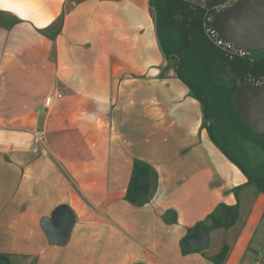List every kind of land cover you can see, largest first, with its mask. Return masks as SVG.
I'll use <instances>...</instances> for the list:
<instances>
[{"label":"crops","instance_id":"0c3cea01","mask_svg":"<svg viewBox=\"0 0 264 264\" xmlns=\"http://www.w3.org/2000/svg\"><path fill=\"white\" fill-rule=\"evenodd\" d=\"M148 2L0 0V13L19 20L0 26V254L25 264H211L205 257L226 244L224 264H264V195L233 192L247 180L201 128L200 103L164 72ZM134 160L158 176L142 208L124 201ZM235 204L231 229L210 232L204 250L182 249L217 206ZM62 205L74 224L54 247L40 221Z\"/></svg>","mask_w":264,"mask_h":264},{"label":"trees","instance_id":"16d2710c","mask_svg":"<svg viewBox=\"0 0 264 264\" xmlns=\"http://www.w3.org/2000/svg\"><path fill=\"white\" fill-rule=\"evenodd\" d=\"M225 0H149L159 50L166 65L164 72L172 70L189 90V96L200 103L201 128L208 139L243 174L244 186L264 195V136L253 134L244 124L235 108L233 94L243 83L264 82V51L248 52L244 56L224 53L211 44L205 28L208 19ZM54 39L58 33V24ZM19 23L17 18L0 13V26L11 29ZM44 35V32H41ZM46 35V34H45ZM158 187V176L146 162L134 160L124 201L142 208L149 204ZM239 217V205H219L203 225L209 235L217 229L228 231ZM175 223V221L173 222ZM184 251H188L183 245ZM197 252V251H195ZM230 248L226 244L212 257H205L211 264H224ZM0 264H12L8 254H0Z\"/></svg>","mask_w":264,"mask_h":264},{"label":"water","instance_id":"95a60500","mask_svg":"<svg viewBox=\"0 0 264 264\" xmlns=\"http://www.w3.org/2000/svg\"><path fill=\"white\" fill-rule=\"evenodd\" d=\"M211 28L220 39L244 52L264 51V0H240L217 12L211 19ZM233 102L245 126L255 135L264 136V82L240 84L233 94ZM74 224V214L62 205L50 218L40 221V228L48 243L64 247ZM209 235L201 224L182 240L189 250L208 248Z\"/></svg>","mask_w":264,"mask_h":264},{"label":"built area","instance_id":"2783aa9c","mask_svg":"<svg viewBox=\"0 0 264 264\" xmlns=\"http://www.w3.org/2000/svg\"><path fill=\"white\" fill-rule=\"evenodd\" d=\"M240 0H225L224 3H222L221 5H219L216 8V12L222 11L224 9L229 8V6L239 2ZM213 17V16H212ZM211 18L208 19L209 22V26L207 28H205V32H206V36L209 40V42L211 44H213L216 48L220 49L221 51H223L224 53H232V54H237L239 56H244L247 52H244L242 50H239L237 48H235L232 44H228L225 41H223L222 39L219 38V36L217 35L216 31L213 30L210 26L211 24ZM51 103V98L47 97L45 99V106L48 107L49 104ZM39 135H37L38 138Z\"/></svg>","mask_w":264,"mask_h":264},{"label":"rangeland","instance_id":"374dc122","mask_svg":"<svg viewBox=\"0 0 264 264\" xmlns=\"http://www.w3.org/2000/svg\"><path fill=\"white\" fill-rule=\"evenodd\" d=\"M63 88V87H62ZM65 89V92H67L68 94L69 93H75L76 95H78L80 98H82V97H84L82 94H79V92L75 89V88H73V87H71V86H67L66 88H64ZM64 89L62 90V91H64ZM81 91V90H80ZM61 96L62 97H64L62 94H61ZM70 109H76V110H78V111H80V108L79 107H73V106H70L69 107ZM43 130V129H42ZM45 131V130H44ZM42 133H43V131H41ZM39 134V133H38ZM47 132H44V140H45V142L44 143H46L47 142ZM42 137V135H40L39 134V136H38V141L40 140V138ZM43 139V138H42ZM41 139V140H42ZM43 140V141H44ZM92 148H88V149H86V150H84V151H79V158H81L80 160H84L85 159V155L87 156V152L89 153L90 152V150H91ZM49 156H50V154H49ZM51 217V216H50ZM50 217H48V218H50ZM263 224H262V226L261 227H263V230H264V220H263V222H262ZM261 229V228H260ZM262 230V231H263ZM258 233H261L260 232V230L258 231ZM255 254H257V253H255ZM264 255V253H261V255ZM258 256V255H257ZM10 260H11V262H12V264H25V263H22V259H17V258H10Z\"/></svg>","mask_w":264,"mask_h":264}]
</instances>
